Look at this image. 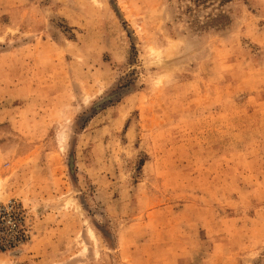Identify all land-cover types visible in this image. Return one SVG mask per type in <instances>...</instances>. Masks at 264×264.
I'll use <instances>...</instances> for the list:
<instances>
[{
  "label": "rangeland",
  "instance_id": "1",
  "mask_svg": "<svg viewBox=\"0 0 264 264\" xmlns=\"http://www.w3.org/2000/svg\"><path fill=\"white\" fill-rule=\"evenodd\" d=\"M0 264H264V0H0Z\"/></svg>",
  "mask_w": 264,
  "mask_h": 264
},
{
  "label": "bare ground",
  "instance_id": "2",
  "mask_svg": "<svg viewBox=\"0 0 264 264\" xmlns=\"http://www.w3.org/2000/svg\"><path fill=\"white\" fill-rule=\"evenodd\" d=\"M91 233V232H90ZM91 236V235H90Z\"/></svg>",
  "mask_w": 264,
  "mask_h": 264
}]
</instances>
